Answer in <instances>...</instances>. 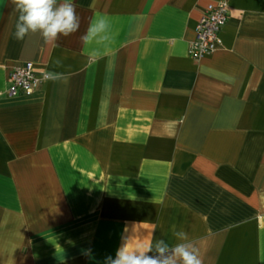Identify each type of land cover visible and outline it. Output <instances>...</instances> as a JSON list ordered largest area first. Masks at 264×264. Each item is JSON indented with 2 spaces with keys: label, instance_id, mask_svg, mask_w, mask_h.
Instances as JSON below:
<instances>
[{
  "label": "crops",
  "instance_id": "crops-1",
  "mask_svg": "<svg viewBox=\"0 0 264 264\" xmlns=\"http://www.w3.org/2000/svg\"><path fill=\"white\" fill-rule=\"evenodd\" d=\"M216 1L73 0L79 30L46 44L0 0V264H104L174 230L203 264H264V0H225L194 59ZM25 62L58 78L8 96Z\"/></svg>",
  "mask_w": 264,
  "mask_h": 264
},
{
  "label": "clouds",
  "instance_id": "clouds-1",
  "mask_svg": "<svg viewBox=\"0 0 264 264\" xmlns=\"http://www.w3.org/2000/svg\"><path fill=\"white\" fill-rule=\"evenodd\" d=\"M18 13L14 38L23 41L27 36L38 35L46 44H55L61 37H69L80 28V18L73 0H11ZM105 19L93 21L81 37L85 45L106 31ZM59 65L60 61L54 62ZM50 79H57L49 74ZM175 244L164 239L154 243L131 244L127 237L116 250L115 258L107 256L104 264H203L199 248L183 230L173 231Z\"/></svg>",
  "mask_w": 264,
  "mask_h": 264
},
{
  "label": "built area",
  "instance_id": "built-area-1",
  "mask_svg": "<svg viewBox=\"0 0 264 264\" xmlns=\"http://www.w3.org/2000/svg\"><path fill=\"white\" fill-rule=\"evenodd\" d=\"M227 8L225 0L210 3L204 8L196 23L195 37L188 50L192 58L200 59L220 46V32L228 17ZM48 78L46 72L38 73L32 62H25L9 70L6 93L8 96L29 95Z\"/></svg>",
  "mask_w": 264,
  "mask_h": 264
}]
</instances>
